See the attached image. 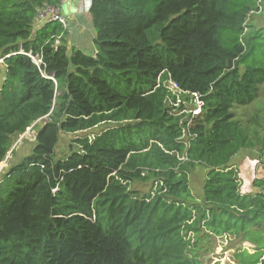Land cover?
I'll list each match as a JSON object with an SVG mask.
<instances>
[{"label": "trees", "instance_id": "16d2710c", "mask_svg": "<svg viewBox=\"0 0 264 264\" xmlns=\"http://www.w3.org/2000/svg\"><path fill=\"white\" fill-rule=\"evenodd\" d=\"M60 5L0 0V164L37 128L31 152L0 172V264H202V230L253 246L231 264H264V178L242 192L231 163L256 144L234 109L264 86V24L250 21L262 0H90L92 55L60 23L35 26ZM191 93L203 101L192 117ZM60 133L77 135L56 158Z\"/></svg>", "mask_w": 264, "mask_h": 264}, {"label": "rangeland", "instance_id": "374dc122", "mask_svg": "<svg viewBox=\"0 0 264 264\" xmlns=\"http://www.w3.org/2000/svg\"><path fill=\"white\" fill-rule=\"evenodd\" d=\"M67 5H71V9H77L75 0L63 2L60 5V13L68 19L69 13ZM262 9L257 11L251 17L255 25L264 24V0H262ZM72 11L71 13H74ZM94 32V30H93ZM87 40V39H86ZM72 45L69 39V43ZM86 45L81 48L86 54L92 55L94 53V45L89 39ZM69 46V45H68ZM3 77V65L0 62V83ZM168 86H172L170 82ZM187 104V102H185ZM236 117L241 120L248 127L250 134H254V147L249 149H241L231 159V163L237 168L238 176L241 183V191L249 188V180L255 177L264 178V86L260 89L258 98L246 106H238L234 109ZM255 119V121H251ZM105 124H100L88 131L80 132L78 135H91L102 129ZM37 128L30 127L24 133L14 136L13 144L10 152L0 164V172H4L10 165L18 163L24 156L28 155L35 142ZM77 134L60 133L58 142L55 147V156L62 157L69 153L71 146V139ZM206 175V169L203 166L197 165L190 171L189 174V187L193 196L200 202L202 198V184ZM130 188L137 190L138 193L143 194L152 190L151 181L136 180L131 182ZM204 230L200 232L202 237L198 241L199 249L197 248L198 256L201 257L202 264H214L216 261L222 264H231V254L239 251L242 248H247L251 251L253 247L248 242H245L238 236H204Z\"/></svg>", "mask_w": 264, "mask_h": 264}, {"label": "built area", "instance_id": "2783aa9c", "mask_svg": "<svg viewBox=\"0 0 264 264\" xmlns=\"http://www.w3.org/2000/svg\"><path fill=\"white\" fill-rule=\"evenodd\" d=\"M68 0H61V3L63 2H67ZM89 4H90V0H81V9L80 11H88L89 8ZM49 21H56L58 23H60L62 25L63 28L67 29L68 28V20L65 16H63L60 11L59 8H55L53 6H45L44 8H42L38 14V16L36 17V22H35V26L40 27L43 24H45L46 22ZM62 34H59L56 36L55 38V42L56 44L59 42V39L61 37ZM35 63L40 62V58L38 55H32L30 53H26ZM53 79V78H52ZM170 84H172V86L170 87L171 90H173L174 92H176L177 94L180 92L178 90L177 85L174 82H170ZM179 98H177V102H179ZM190 104V107H187L186 109H184L183 111L186 113H190V116H194V115H198L201 112L202 106H203V101L200 98V96L197 93H191V97H190V102L187 103L186 105ZM188 131L187 130H183V137H185L187 139L188 135H187Z\"/></svg>", "mask_w": 264, "mask_h": 264}, {"label": "crops", "instance_id": "0c3cea01", "mask_svg": "<svg viewBox=\"0 0 264 264\" xmlns=\"http://www.w3.org/2000/svg\"><path fill=\"white\" fill-rule=\"evenodd\" d=\"M68 1H70V0H68ZM75 1L77 3V9H75V10L71 9V5H67V11L66 12H68L69 15L67 16L68 17V19H67L68 20V28H67L66 37H68V41L70 39L73 46H76L77 48L81 49L86 45V43H87L86 41H88L89 39L92 41L94 32H93V27L91 25L90 16H89L88 11L81 12L80 11L81 0H75ZM58 8H60V6ZM72 11H75V12L71 13ZM252 180L251 181L249 180V188L247 190L242 191V192H249L253 189V187L251 185Z\"/></svg>", "mask_w": 264, "mask_h": 264}]
</instances>
